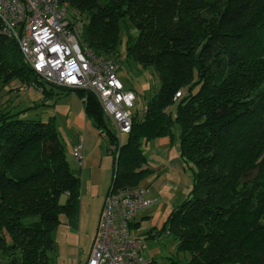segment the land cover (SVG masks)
<instances>
[{"label": "trees", "instance_id": "obj_1", "mask_svg": "<svg viewBox=\"0 0 264 264\" xmlns=\"http://www.w3.org/2000/svg\"><path fill=\"white\" fill-rule=\"evenodd\" d=\"M66 1L88 48L121 64L124 43L126 60L152 69L160 87L141 115L134 109L115 157L117 137L96 95L48 84L0 20V86L34 83L44 95L0 109V264H54L52 234L76 211L81 169L70 166L54 116L26 115L71 91L113 156L109 192L139 187L151 173L144 144L179 138L192 185L157 233L189 259L170 264H264V0ZM126 20L138 34L123 41Z\"/></svg>", "mask_w": 264, "mask_h": 264}, {"label": "built area", "instance_id": "obj_2", "mask_svg": "<svg viewBox=\"0 0 264 264\" xmlns=\"http://www.w3.org/2000/svg\"><path fill=\"white\" fill-rule=\"evenodd\" d=\"M3 31L18 43L25 61L48 84L93 92L116 137L118 156L123 135L132 130L137 93L119 77L121 64L95 54L82 40V20L74 18L66 0H0ZM177 97L180 96L178 92ZM82 164L85 143L73 147ZM149 189L121 188L108 192L87 264H155L143 254L144 242L132 226L139 211L156 205Z\"/></svg>", "mask_w": 264, "mask_h": 264}, {"label": "rangeland", "instance_id": "obj_3", "mask_svg": "<svg viewBox=\"0 0 264 264\" xmlns=\"http://www.w3.org/2000/svg\"><path fill=\"white\" fill-rule=\"evenodd\" d=\"M137 36L138 31L128 20L122 22L120 37L124 41L125 36ZM120 50L123 53L119 77L125 83L127 88L133 89L137 95V105L135 110L141 115L147 105V102L160 87V81L157 74L148 68H142L135 65L130 60H126L124 43L120 44ZM29 89L39 90L34 83H23L19 80H14L11 83L0 86V109L17 105V109L28 108L33 103H30L28 97ZM60 88H55V92L60 93ZM41 92V91H40ZM63 92V91H62ZM44 97V95H43ZM174 109V106L171 107ZM27 117L41 118L47 121L54 116L56 129L63 140L64 153L74 169H80L79 162L73 155V142L77 139V132L80 130L77 123V118L85 116L81 94L77 91L54 95L46 100L45 105H40L31 108L26 112ZM175 130H180L178 124L174 126ZM127 135H123L122 142L127 140ZM149 144H144V152L148 155ZM102 159L100 160L97 171H99V182L97 186L87 181L88 173L82 175V187L84 197L82 199V226L81 228L73 229L67 217L61 215L62 223L54 230L52 237L55 243V249L51 251V256L54 264H86L89 252L93 246V241L98 231V226L101 218L104 200L109 192L113 177V156L107 154L106 144L102 142ZM145 184V182H143ZM187 195V194H186ZM154 206V205H153ZM150 207L143 209L141 213L151 215ZM140 212V211H139ZM169 211H162L155 219L151 217L140 218L141 225L138 229L135 228V234L143 240L145 246L143 254L146 258H155V264H170L171 260L178 259L186 261L189 259V254L177 251V243L173 237L166 233H160L166 224ZM148 220V221H147ZM148 222L147 224L145 222ZM156 234V235H155ZM83 252V253H82ZM80 254H83L82 256ZM81 258V262L80 260Z\"/></svg>", "mask_w": 264, "mask_h": 264}, {"label": "crops", "instance_id": "obj_4", "mask_svg": "<svg viewBox=\"0 0 264 264\" xmlns=\"http://www.w3.org/2000/svg\"><path fill=\"white\" fill-rule=\"evenodd\" d=\"M26 92H28L27 98L31 101L30 103L39 102L43 99V94L39 90L29 89ZM77 123L80 130L77 132V139L73 142V146L80 137L83 138L85 143V157L82 164L79 163L80 169L83 172L84 180L86 178L85 175L88 173V178L86 180L89 181L92 186H97V182H99V171L96 172V170L103 155L102 142H105L100 130L93 125L92 120L87 117L86 113L84 117L80 116L77 118ZM149 143V153L148 155L146 154V156L148 158V166L151 169V173L141 182L140 187L149 189L150 194L159 198V202L149 208L151 215L141 213L143 210L136 215L134 224H137V226L141 225L140 218L151 217L149 221L147 220L150 222L162 211H170L176 205L180 204L185 199L192 185V174L184 167L177 135L174 140L167 136L154 139L146 144ZM143 182H145V184H143ZM83 197L84 191L83 188H81V195L77 203L76 211L73 215L67 217L73 229H80L82 226L81 209ZM148 222L145 223L147 224ZM80 255L82 256L83 254ZM81 256L80 262L83 260H81Z\"/></svg>", "mask_w": 264, "mask_h": 264}]
</instances>
